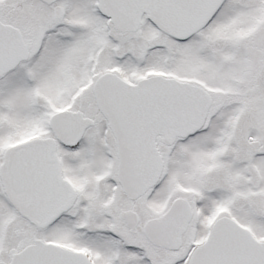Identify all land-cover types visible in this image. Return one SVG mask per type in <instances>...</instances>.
Returning a JSON list of instances; mask_svg holds the SVG:
<instances>
[{
  "label": "snow or ice",
  "instance_id": "1",
  "mask_svg": "<svg viewBox=\"0 0 264 264\" xmlns=\"http://www.w3.org/2000/svg\"><path fill=\"white\" fill-rule=\"evenodd\" d=\"M0 264H264V0H0Z\"/></svg>",
  "mask_w": 264,
  "mask_h": 264
}]
</instances>
